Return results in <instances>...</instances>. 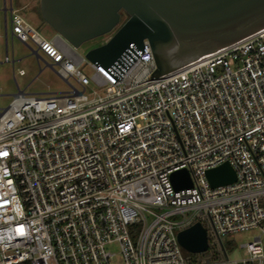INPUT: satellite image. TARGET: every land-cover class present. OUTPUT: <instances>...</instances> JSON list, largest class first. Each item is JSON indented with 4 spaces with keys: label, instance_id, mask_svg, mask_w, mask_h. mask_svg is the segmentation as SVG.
Wrapping results in <instances>:
<instances>
[{
    "label": "built area",
    "instance_id": "obj_1",
    "mask_svg": "<svg viewBox=\"0 0 264 264\" xmlns=\"http://www.w3.org/2000/svg\"><path fill=\"white\" fill-rule=\"evenodd\" d=\"M10 21L68 92L17 85L0 106V264H264V28L153 78L147 41L106 67ZM227 163L236 182L212 188ZM196 223L208 250L185 257L177 236ZM254 230L231 258L222 238Z\"/></svg>",
    "mask_w": 264,
    "mask_h": 264
},
{
    "label": "water",
    "instance_id": "obj_2",
    "mask_svg": "<svg viewBox=\"0 0 264 264\" xmlns=\"http://www.w3.org/2000/svg\"><path fill=\"white\" fill-rule=\"evenodd\" d=\"M39 1L42 20L71 47L110 36L105 44L86 54L90 62L111 67L126 56L135 60L137 51L149 42L156 62L153 78L166 76L264 28V0ZM3 10L7 12L6 4ZM30 50L39 57L36 49ZM206 177L212 188L237 179L228 163L209 170ZM172 183L177 190L192 186L186 171L175 172ZM177 237L190 254L208 250L207 232L199 223Z\"/></svg>",
    "mask_w": 264,
    "mask_h": 264
},
{
    "label": "rangeland",
    "instance_id": "obj_3",
    "mask_svg": "<svg viewBox=\"0 0 264 264\" xmlns=\"http://www.w3.org/2000/svg\"><path fill=\"white\" fill-rule=\"evenodd\" d=\"M4 4L8 9L17 10L18 13L34 27L38 33L47 40H53L51 37L57 33L51 29L40 16V1L39 0H0V106L7 107L13 96L20 90L27 95H39L43 97L53 96L56 93L68 92L67 84L52 71L44 61L36 58L32 54L31 49H36L32 43L28 46L21 43L19 40H11V21L10 13L5 17ZM12 5V8L11 6ZM5 18L7 21V45L8 57L10 63L5 62L6 40H5ZM110 39V36L100 37L91 40V42L83 44L79 48L71 47L65 41L68 48L73 51L78 57L85 58L86 54L91 49L105 44ZM30 47V48H29ZM13 59L15 63H13ZM24 71V75L20 76L18 71ZM83 74L91 77V71L88 68L82 70ZM18 85V87H17ZM259 234L258 230L248 231L236 235H229L222 238L224 245L227 247L230 244H235V249L230 251V257H240L243 254L241 246L249 243ZM112 252H118V247L111 248ZM185 257H192V254L183 250ZM117 264L120 261H116Z\"/></svg>",
    "mask_w": 264,
    "mask_h": 264
},
{
    "label": "crops",
    "instance_id": "obj_4",
    "mask_svg": "<svg viewBox=\"0 0 264 264\" xmlns=\"http://www.w3.org/2000/svg\"><path fill=\"white\" fill-rule=\"evenodd\" d=\"M11 6V8H12V5H10ZM14 39H16V40H18L15 36H13V35H11V40L12 41H15ZM51 39H58L61 43H65L64 41H63V39H61L57 34L56 35H53V37H51ZM6 40V54H5V56L6 55H8V45H7V42H8V40L7 39H5ZM20 41V40H19ZM21 42V41H20ZM22 43V42H21ZM16 61V60H15ZM15 61H14V59H13V63H15ZM22 91V90H21Z\"/></svg>",
    "mask_w": 264,
    "mask_h": 264
},
{
    "label": "flooded vegetation",
    "instance_id": "obj_5",
    "mask_svg": "<svg viewBox=\"0 0 264 264\" xmlns=\"http://www.w3.org/2000/svg\"><path fill=\"white\" fill-rule=\"evenodd\" d=\"M4 13H5V12H4ZM8 13L11 14V11H9V9H8L7 12L5 13V17H6V15H7ZM5 20H6V18H5Z\"/></svg>",
    "mask_w": 264,
    "mask_h": 264
},
{
    "label": "trees",
    "instance_id": "obj_6",
    "mask_svg": "<svg viewBox=\"0 0 264 264\" xmlns=\"http://www.w3.org/2000/svg\"><path fill=\"white\" fill-rule=\"evenodd\" d=\"M122 18H124V21L127 20V18L123 15ZM21 264H28V263H21Z\"/></svg>",
    "mask_w": 264,
    "mask_h": 264
}]
</instances>
